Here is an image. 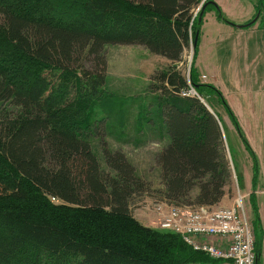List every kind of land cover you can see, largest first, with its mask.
Listing matches in <instances>:
<instances>
[{"label": "trees", "instance_id": "obj_1", "mask_svg": "<svg viewBox=\"0 0 264 264\" xmlns=\"http://www.w3.org/2000/svg\"><path fill=\"white\" fill-rule=\"evenodd\" d=\"M199 1L0 0V264H215L137 219L130 204L150 183L121 151L104 150L103 168L90 139L105 124L85 119L106 82L107 45L164 57L147 85L159 102L149 116L168 138L159 198L221 202L231 171L217 114L187 94L195 72L189 83L177 68Z\"/></svg>", "mask_w": 264, "mask_h": 264}, {"label": "rangeland", "instance_id": "obj_2", "mask_svg": "<svg viewBox=\"0 0 264 264\" xmlns=\"http://www.w3.org/2000/svg\"><path fill=\"white\" fill-rule=\"evenodd\" d=\"M212 1L217 6H213ZM202 8L203 15L198 18ZM193 20V34L177 68L182 70L189 83L191 73L195 72L198 90L190 84V95L200 97L207 108L217 114L218 121H230L236 128L237 134L233 135L239 140L238 137L244 134L240 126L238 128V118L231 105L237 101L234 96L233 102L232 96L237 74L241 82L247 81L243 76L248 71L252 78L259 77V88L263 92L258 98L254 97L260 101L252 99V102L264 107V0H200L193 12ZM250 21L253 22L243 29L234 28V25ZM104 52L106 82L100 100L88 104L85 119L91 120L92 124L103 122L105 128L101 124L97 130L100 135L92 137L90 144L103 168L104 150L121 151L134 166L136 174L150 183L148 193L138 196L130 204V210L142 224L158 229L168 205L159 198L162 185L157 156L168 142L165 143L167 136L161 117L152 119L149 116V110L159 102L158 94L149 91L147 85L156 72L167 70L170 62L140 44H110ZM221 130L231 182L216 207L233 206L240 193L243 212L257 244L261 234L259 211L264 212V206L259 208L258 205V201L264 200V171L260 168V164L264 166V158L257 161L251 155L252 185L242 187L241 164L245 162V154L233 145L229 130ZM245 143L242 145L248 149ZM262 148L264 151V145ZM259 259L258 254L255 264H259Z\"/></svg>", "mask_w": 264, "mask_h": 264}, {"label": "built area", "instance_id": "obj_3", "mask_svg": "<svg viewBox=\"0 0 264 264\" xmlns=\"http://www.w3.org/2000/svg\"><path fill=\"white\" fill-rule=\"evenodd\" d=\"M242 205L240 193L231 207L168 205L158 228L179 235L193 250L221 264H255V238Z\"/></svg>", "mask_w": 264, "mask_h": 264}, {"label": "crops", "instance_id": "obj_4", "mask_svg": "<svg viewBox=\"0 0 264 264\" xmlns=\"http://www.w3.org/2000/svg\"><path fill=\"white\" fill-rule=\"evenodd\" d=\"M235 28V27H234ZM243 29V28H242ZM244 79H247V81L241 82L239 80V74H237L236 79L237 81L234 83V87L232 90V96H233V102L235 100L236 103L232 104L233 111L235 115L237 116V122H238V128L242 129V132L244 134L243 137H238L239 140L233 135L236 133L235 126L230 122L226 120H220L218 121L220 123L221 128L225 132L226 129L229 130L230 137L232 139L233 145L237 147L239 150H241L245 154V162L241 164V168L243 169V181H242V187H251L252 185V161H251V155L255 156L257 161H261L264 158V151H263V145H264V107L258 106L256 102H252V99L254 101H260L257 100L254 97H259L261 92V88H259L260 79L259 77H253L251 73H248L243 76ZM252 78V79H251ZM235 96V100H234ZM251 101V102H250ZM164 131V129H163ZM167 138V137H166ZM227 139V138H226ZM247 143L248 149L242 145V142ZM168 142V138L165 141V143ZM245 143V144H246ZM250 151V152H249ZM250 153V155H248ZM263 165L260 164V168ZM247 191V190H246ZM259 208L261 206H264V200L258 201ZM259 219H260V237H258V250H259V264H264V212L259 211Z\"/></svg>", "mask_w": 264, "mask_h": 264}, {"label": "water", "instance_id": "obj_5", "mask_svg": "<svg viewBox=\"0 0 264 264\" xmlns=\"http://www.w3.org/2000/svg\"><path fill=\"white\" fill-rule=\"evenodd\" d=\"M203 8H204V6H203ZM203 8L201 9V12H200V14H199V17H200V16L202 15V13H203V10H204ZM254 19H255V18H254ZM252 22H253V21H250L248 24L234 25V26H235V27H238V28H243V27L249 26ZM196 36H198V31H197Z\"/></svg>", "mask_w": 264, "mask_h": 264}]
</instances>
